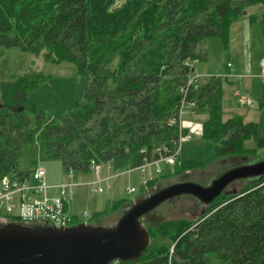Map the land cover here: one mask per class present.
<instances>
[{"label": "trees", "instance_id": "1", "mask_svg": "<svg viewBox=\"0 0 264 264\" xmlns=\"http://www.w3.org/2000/svg\"><path fill=\"white\" fill-rule=\"evenodd\" d=\"M252 6L263 7L249 20L264 34V0H0V180L28 175L18 157L33 144L79 172L94 160L118 173L156 159L163 145L173 149L177 126L169 120L193 73L185 62L195 59V46L207 35L227 44L228 27ZM26 55L72 62L88 75L80 112L49 117L35 110L27 90L38 81L36 72H26ZM231 82L207 76L188 90L192 115H205L201 137L215 144L214 154L148 180L142 192L218 159L236 166L257 156V149L245 146L256 142L257 125L223 114V87ZM172 202L180 203L178 211L181 203L200 209L195 217L162 219L154 213L157 207L141 220L150 236L147 249L138 259L111 264H264V175L207 205L186 195L163 204ZM130 205L115 200L94 219ZM0 218V226L19 223L14 216Z\"/></svg>", "mask_w": 264, "mask_h": 264}, {"label": "rangeland", "instance_id": "2", "mask_svg": "<svg viewBox=\"0 0 264 264\" xmlns=\"http://www.w3.org/2000/svg\"><path fill=\"white\" fill-rule=\"evenodd\" d=\"M262 9V6L245 7L246 14L240 15L228 27L227 44L216 34L203 37L195 46L197 56L190 62L193 72L201 76L198 83L207 76L238 74L250 78L251 91H248L244 85L237 86L235 83L234 87L231 84L225 85L222 95L224 116L232 113L229 110L230 107L237 108L239 105V97L230 95L229 87H233L232 90H237L248 99V103L243 107L247 111L242 113L243 118L246 122L251 121L257 125L256 142L251 140L245 143L247 148L257 149V156L242 158L240 164L254 163L264 157V108L261 112L258 110V104L264 103V96H261V92H264L262 88L264 87V34L258 23L249 20L250 16H254ZM25 59L27 64V71H25L36 72L37 75L38 83L27 90V99L35 106L36 111L49 117H56L69 111L80 112L82 110L86 104L85 87L89 81L88 75L80 73L72 62L48 63L41 56L32 55H26ZM232 71L235 73H231ZM204 117L205 115L201 114H189L184 117V124H194V129H197L196 125L200 126ZM198 131L193 132L190 140L182 142L174 164L161 163L162 172L160 174H154L152 171L140 175L136 170H132L129 174L120 173L111 178L110 187L100 193L89 191L83 185L84 182L91 180V172L73 171V177L70 178L69 171L62 166L61 161L48 157L42 146L38 144L23 148L18 157V167L24 171L33 168L43 169L46 173L44 183L48 186L74 183L72 194L66 198L68 203L66 213L74 221L71 224L85 223L93 226L113 227L126 207L123 206L96 220L94 219L95 214L109 209L115 200L124 199L126 202H134L144 194L142 190L145 188L146 180L159 179L162 175H174L181 163L205 161L214 154L215 144L202 139ZM231 165L226 160L218 159L207 165L204 170L188 171L168 179H160L151 191L148 188L146 192H153L167 184L179 181H193L206 185L221 172L231 168ZM101 172L103 173V169ZM106 175L115 174L110 172L102 176ZM242 183L243 180L237 181L228 189H238ZM129 187H133L135 191L128 193L126 189ZM54 194L55 189H48L49 197ZM177 204L180 203L162 204L154 213L156 217L162 219L190 218L195 217L200 209V205L194 207L191 203H181L183 209L178 211L179 205ZM147 219H153V217ZM2 222L4 220L0 218V223Z\"/></svg>", "mask_w": 264, "mask_h": 264}, {"label": "water", "instance_id": "3", "mask_svg": "<svg viewBox=\"0 0 264 264\" xmlns=\"http://www.w3.org/2000/svg\"><path fill=\"white\" fill-rule=\"evenodd\" d=\"M263 175L264 158L232 166L206 185L193 181L167 184L131 202L113 227L85 223L66 227L22 223L0 226V264H111L138 259L150 244L141 220L154 209L184 195L207 205L221 193H228L235 182Z\"/></svg>", "mask_w": 264, "mask_h": 264}, {"label": "built area", "instance_id": "4", "mask_svg": "<svg viewBox=\"0 0 264 264\" xmlns=\"http://www.w3.org/2000/svg\"><path fill=\"white\" fill-rule=\"evenodd\" d=\"M186 65L190 66L188 61ZM234 74H231L233 76ZM225 75L223 77H227ZM239 77V76H237ZM200 75L191 73L185 83V86L180 88L181 99L177 108L176 114L169 120L170 125L177 126V140L173 143V149L167 150L163 145L157 150L158 157L153 160L143 159V162L135 167L125 171L114 173L115 175L102 176V169L110 170V164H100L91 160L88 164V172L92 173V178L83 183L89 191L103 192L104 189L110 187L109 180L120 173L129 174L132 170H136L140 175H145L147 172L160 174L162 172L161 163L174 164L176 155L178 154L183 141H188L192 138L193 132L201 135V125L184 124V117L192 114L194 102L188 99V90L191 87L196 88ZM229 78V77H228ZM235 96L239 97L238 103L246 105L248 99L235 90ZM70 178L73 177L72 169H69ZM46 173L41 168H33L28 175L19 180L15 177L5 176L0 180V213L16 217L19 223L32 226H58L66 227L69 225L70 217L66 213V198L72 194L74 183H63L59 185L48 186L44 183ZM146 180L145 189H146ZM48 189H55L53 196H48ZM128 193L134 192L133 187L126 189ZM87 215V214H86Z\"/></svg>", "mask_w": 264, "mask_h": 264}, {"label": "crops", "instance_id": "5", "mask_svg": "<svg viewBox=\"0 0 264 264\" xmlns=\"http://www.w3.org/2000/svg\"><path fill=\"white\" fill-rule=\"evenodd\" d=\"M231 73H235V72H231ZM218 76H221V75H218ZM223 76V75H222ZM225 76V75H224ZM237 76H239L238 74H234L233 76H231V75H228L227 77H229L228 79L230 80V81H232L231 82V85L234 87V84L235 83H237V86H239V84L240 85H244V87L248 90V91H251L250 89H251V82L249 81L250 80V78H248V76H244V77H242V76H239V77H241V78H239V77H237ZM239 78V79H238ZM240 82V83H239ZM232 87V88H233ZM232 88L231 87H229V90L231 91V93H230V95L231 96H235V89H233L232 90ZM263 89H264V87H262ZM261 96H264V92H261ZM236 97V96H235ZM237 106V105H236ZM243 107H244V105H238L237 106V108H232V107H230L229 108V110L232 112V113H229V114H227V115H225V117H229V116H231V115H240L242 118H243V112H247L246 111V109H243ZM264 108V103H260V104H258V110H260V112H261V109H263ZM243 120L245 121V119L243 118ZM246 122V121H245ZM248 122H251V121H248ZM107 171H109V172H107ZM110 172H112L111 171V169L110 170H105V168L103 169V173L101 172V174L103 175V174H109ZM51 186H53V185H51ZM67 209H68V203H66V211H67Z\"/></svg>", "mask_w": 264, "mask_h": 264}]
</instances>
